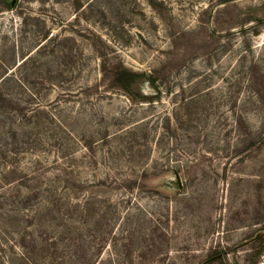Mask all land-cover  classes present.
I'll list each match as a JSON object with an SVG mask.
<instances>
[{"label": "rangeland", "instance_id": "rangeland-1", "mask_svg": "<svg viewBox=\"0 0 264 264\" xmlns=\"http://www.w3.org/2000/svg\"><path fill=\"white\" fill-rule=\"evenodd\" d=\"M7 75L0 264H264V0H0Z\"/></svg>", "mask_w": 264, "mask_h": 264}, {"label": "trees", "instance_id": "trees-1", "mask_svg": "<svg viewBox=\"0 0 264 264\" xmlns=\"http://www.w3.org/2000/svg\"><path fill=\"white\" fill-rule=\"evenodd\" d=\"M8 76L9 75L4 76L2 78V80L0 81V85ZM255 135H256V133L252 131L250 134V137H254ZM243 143H245L244 140L239 141V145H242ZM254 145H255V142L250 143V144H246L245 150L248 151L250 149V147H252ZM20 173H22V172H20V170L18 168L16 169L15 167L2 169L0 171V183L3 184L5 187H9L10 185L14 184L17 180H19V179L23 180L24 179L23 177L19 176ZM176 173L180 175L181 170L179 168H176ZM179 178H181V176ZM135 182H136V180H132L130 178L123 180V183L125 184L126 188H131L135 184ZM182 185H183L182 187L184 188L185 185L183 184V182H182ZM185 209H187L186 206H185ZM77 243H79V242H77ZM72 247L78 248V246H75V245ZM223 251H224L223 253L219 250H214V252H210L209 255L206 257V259L201 261L200 264H224L226 251L225 250H223ZM71 252H72V249H71ZM65 258H68V257H65Z\"/></svg>", "mask_w": 264, "mask_h": 264}]
</instances>
